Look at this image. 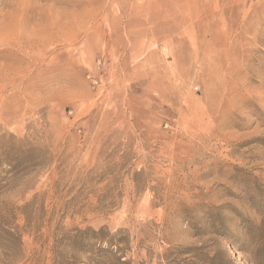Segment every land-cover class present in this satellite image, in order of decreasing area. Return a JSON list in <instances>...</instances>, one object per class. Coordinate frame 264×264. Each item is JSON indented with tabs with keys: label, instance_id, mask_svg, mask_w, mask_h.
I'll list each match as a JSON object with an SVG mask.
<instances>
[{
	"label": "rangeland",
	"instance_id": "rangeland-1",
	"mask_svg": "<svg viewBox=\"0 0 264 264\" xmlns=\"http://www.w3.org/2000/svg\"><path fill=\"white\" fill-rule=\"evenodd\" d=\"M0 179V264H264V0H0Z\"/></svg>",
	"mask_w": 264,
	"mask_h": 264
},
{
	"label": "trees",
	"instance_id": "trees-1",
	"mask_svg": "<svg viewBox=\"0 0 264 264\" xmlns=\"http://www.w3.org/2000/svg\"><path fill=\"white\" fill-rule=\"evenodd\" d=\"M29 164H19L18 166L14 167L15 172H23L29 168ZM2 180L0 179V192L3 191L5 186L1 185ZM4 217L1 215V209H0V233L2 234H7V235H13V233L10 231V228H7V224L5 220L3 219Z\"/></svg>",
	"mask_w": 264,
	"mask_h": 264
}]
</instances>
